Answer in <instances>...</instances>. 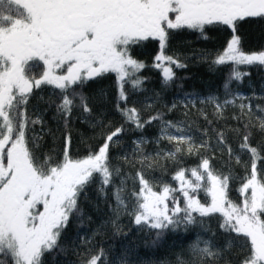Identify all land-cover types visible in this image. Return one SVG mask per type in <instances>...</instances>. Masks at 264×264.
I'll list each match as a JSON object with an SVG mask.
<instances>
[{
    "label": "snow or ice",
    "instance_id": "6c2138e0",
    "mask_svg": "<svg viewBox=\"0 0 264 264\" xmlns=\"http://www.w3.org/2000/svg\"><path fill=\"white\" fill-rule=\"evenodd\" d=\"M248 19L264 20V0H0V264H46L45 255L60 247L72 218H78L82 225L84 214L79 200L86 189L98 182L103 193L113 186L116 177L121 179L113 191L114 214L118 216L123 210L141 229L155 230L153 244L166 229L177 231L183 227L187 231L190 225L199 224L202 232H211L207 239L197 234L187 247L188 257L179 255L176 264H264V171L258 168L264 156L249 142L251 121L244 123L240 144V149L251 157L250 172L246 168L238 189L241 202L229 197L232 176L216 172L210 159L201 157L197 166L180 168L173 176L183 195L181 206V201L172 195L177 189L163 184L154 191L155 185L145 178L143 169L158 166L161 160L178 162L184 154L199 155L208 142L196 144L181 124L165 120L159 112L144 120L137 108L126 103L121 106V101L127 99L126 84L134 91L144 90L147 78L139 73L147 65L133 55L144 42L158 41L153 67L161 72L162 86L174 81V69L186 67L178 56L166 54L172 30L187 28L203 36L206 26L231 29L225 48L211 59L214 66L229 62L232 65L224 84L226 90L232 80L248 75L237 66H264V51L246 53L240 47L236 26ZM202 58L208 61L210 54ZM30 62H42L43 70L38 76L33 74L35 64ZM105 74H115L116 109L124 123L142 132L147 125L159 121L156 143L167 140L173 145L170 150H157L153 156L143 152L147 138L132 141L135 159L125 156L124 160L139 163L141 169L135 174L130 193L131 209L126 178L121 168L111 163V148L119 143L124 124L106 136L102 134V142L89 147L82 157L72 158L70 134L65 136L62 159L53 163L49 154L36 155L42 137L35 134L34 127L44 124L43 113L29 108L36 90L42 85L58 90L54 95L59 102L50 101V105L55 104L56 118L62 119L67 128L75 110H79L84 122H90L92 109L82 89ZM238 99L240 115L233 118L239 121L250 116L252 105H245L238 94L223 102L209 95L201 102L212 104L215 115L221 117L225 107L235 105ZM176 107L174 102L168 111ZM257 112L264 113V107L258 105ZM257 120L259 130L264 132V117L258 116ZM98 123L103 127L102 122ZM218 135L223 143V134ZM236 162H241L239 156ZM187 172L192 179L186 178ZM200 190L206 192L210 202L196 198L194 193ZM217 213L218 228L227 234L224 243L216 239L217 233L210 225L205 226L204 218L211 219ZM233 248L239 250L238 262L231 258ZM79 255L80 264H109L103 249L98 253L89 249ZM118 264H130L128 252L118 258Z\"/></svg>",
    "mask_w": 264,
    "mask_h": 264
},
{
    "label": "trees",
    "instance_id": "16d2710c",
    "mask_svg": "<svg viewBox=\"0 0 264 264\" xmlns=\"http://www.w3.org/2000/svg\"><path fill=\"white\" fill-rule=\"evenodd\" d=\"M236 34L240 37V47L244 52L264 51V20L241 21L236 26ZM231 35V29L222 25L206 26L203 36L199 31L187 28L172 30L165 50L166 54L178 56L186 67L174 69L175 79L166 87L162 86L160 70L153 67L154 57L159 51L158 41H146L133 51L134 57L147 65L139 73L147 79L143 84V91H134L130 84L125 85L127 99L121 101V106L126 103L130 108H137L144 120L159 112L165 120L175 122L181 115L179 101L207 98L209 95L224 101L238 94L244 98L242 102L245 105L247 99L248 103H252L250 116L245 115L239 121L233 118L240 115L241 100L239 99L236 100L235 105L225 107L221 117L215 115L214 106L205 103L189 112L191 123L186 134L193 135L196 140L207 141L208 147L203 149V153L200 152L199 155H181L178 162L165 160L164 165L160 162L159 168L152 169L155 179L150 181L155 185L154 191H159L163 184L177 189L172 195L181 201V206L183 195L179 191V182L173 180V176L180 168L191 169L197 166L201 157L208 156V148L212 146V143L218 145L220 156V170L216 172L232 176L229 182V197L236 203L241 202L242 197L238 189L245 177L246 168L249 172L251 169L250 154L240 149L246 121H251L248 129L251 132L250 144L257 147L264 156V132L259 130L257 120L258 116L264 117V113L257 112L258 105L264 107L260 105L261 96L264 95V66H237L239 71L248 73V75L240 80H232L226 90L224 84L231 73V63L220 66L211 65V59H214L216 54L225 48ZM205 36L207 38H204ZM206 54H210L208 61L202 58ZM56 91L58 90L44 85L36 90L29 104L30 109L38 108L43 113L44 119L43 125L38 124L34 127L35 134L42 137L39 141L40 147L36 152L37 156L49 154L53 158V163L62 159L65 136L70 134L72 158L82 157L87 154L89 147L95 148L102 142V134L106 136L110 131L124 124V132L119 136V143L111 148V163L124 170L131 165L135 166L136 172L141 169L139 163L128 164L124 157H130L135 147L132 141L141 136L149 141L142 147L145 152L149 144L155 142L159 134L160 122L156 121L147 125L142 132L135 131L124 123L116 109L118 85L115 74H105L83 87L82 91L89 97L88 103L92 109L90 122H84L79 110H75L68 127L65 128L64 121L56 118L55 104L50 105V101L59 102L54 95ZM174 102L177 107L168 111L169 106ZM245 111L247 112V109ZM204 114H207V119L204 118ZM98 122H102L103 127ZM220 133L223 134V143H220L218 135ZM168 147L172 148L173 145L168 143ZM229 148L232 150L231 155ZM237 156L240 157L239 164L236 162ZM258 168L264 171V159L258 161ZM186 178L192 179L190 172L186 173ZM136 190L138 191L139 188ZM194 195L201 202L210 199L203 190ZM168 203L171 206V200ZM79 206L84 214L82 225L78 218H72L60 239V247L45 255L46 264H80L79 254L89 249L93 253H98L100 249H103L105 260L109 261V264H118V258L125 252H128L130 264H176L179 255L183 254L185 258L188 257L187 247L195 239L198 233L196 230H200L197 228L198 224L190 225L187 231L183 227L177 231L166 229L163 237L153 244L155 230L150 232L147 228L141 229L134 223L133 217L123 210L116 216L113 211L115 207L113 186L108 187L102 193L98 182H94L86 189V194L80 197ZM37 208L41 209L40 205ZM197 218L199 219L198 216ZM219 218L218 213L213 214L211 219L204 218L205 225H210L212 231L217 233L216 239L224 243L227 234L219 230ZM204 236L209 238L211 232H206ZM238 252V248H233L231 258L234 262H238L240 258Z\"/></svg>",
    "mask_w": 264,
    "mask_h": 264
},
{
    "label": "rangeland",
    "instance_id": "374dc122",
    "mask_svg": "<svg viewBox=\"0 0 264 264\" xmlns=\"http://www.w3.org/2000/svg\"><path fill=\"white\" fill-rule=\"evenodd\" d=\"M261 99L262 100H260V105H264V95L261 96ZM204 100H206V98L188 99L185 101H179L180 102L179 104L181 106V115L178 117V119H177V121H175V123L181 124V126L185 129V133L188 131V129H189L188 126H190V123H191V121H190L191 117H190L189 112L198 109L200 104H204V102H201ZM247 101H249V100L247 99ZM247 101H246V105L249 104ZM221 102H223V101H221ZM205 104H208L209 106H213L212 104H209V103H205ZM170 131L175 132L174 129H170ZM191 136H192V138L196 144H201L202 142H204L203 139L196 140L193 137V135H191ZM154 141L155 142H153L152 144H149L148 149L144 152V154L154 156L155 153L157 152V150H160V149H169L170 150L171 149L168 147L169 142L167 140H162V141H160L159 144L156 143V139ZM146 144L147 143L143 144L142 147L145 146ZM203 149H205V148H203ZM203 149H201L200 152L203 153ZM208 151H209V153H207L208 154L207 158L210 159V164H211L212 168L215 171L220 170V156L218 155V145L215 143L214 144L212 143V146L210 148H208ZM127 157L129 160L134 159V157L132 155V151H131L130 157L129 156H127ZM164 161L165 160H161L160 162H163L162 164L164 165L165 164ZM169 161L173 162L172 160H169ZM160 162H159L158 166H155L153 168H159ZM126 163L129 164V162H126ZM153 168L144 167V169H143L145 178L148 179L149 181H153L155 179V175L152 174ZM121 170H122V176L124 178H126V188H127L129 209H131V195H130V193L134 187V178H135V174H136L135 166L131 165V166H129V168L127 170H124V169H121ZM148 173H150V174H148ZM120 179H121V177H116L114 179L113 191H114V187L116 185L120 184ZM137 184H138V181L135 183V188L138 186L136 189L139 188V185H137ZM206 202H210V199H208ZM194 214L198 216V214H196V213H194ZM197 228L200 229L199 231H201L199 224L197 225ZM199 231L196 230V232H198L196 234H199L203 239H207V237L204 236V234L206 232H202V231L199 232Z\"/></svg>",
    "mask_w": 264,
    "mask_h": 264
},
{
    "label": "flooded vegetation",
    "instance_id": "af4514ba",
    "mask_svg": "<svg viewBox=\"0 0 264 264\" xmlns=\"http://www.w3.org/2000/svg\"><path fill=\"white\" fill-rule=\"evenodd\" d=\"M30 63H34L35 64V66L33 68V74L38 76L39 73L42 72V70H43L42 62H30ZM42 86H44V85H42ZM40 207H41L40 210H42V206L41 205H40Z\"/></svg>",
    "mask_w": 264,
    "mask_h": 264
}]
</instances>
